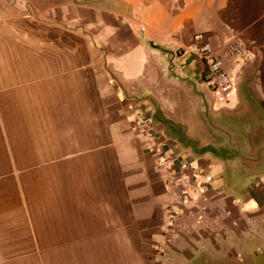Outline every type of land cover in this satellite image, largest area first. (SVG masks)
<instances>
[{
    "label": "crops",
    "instance_id": "obj_1",
    "mask_svg": "<svg viewBox=\"0 0 264 264\" xmlns=\"http://www.w3.org/2000/svg\"><path fill=\"white\" fill-rule=\"evenodd\" d=\"M263 170L264 0H0V264H262Z\"/></svg>",
    "mask_w": 264,
    "mask_h": 264
},
{
    "label": "built area",
    "instance_id": "obj_2",
    "mask_svg": "<svg viewBox=\"0 0 264 264\" xmlns=\"http://www.w3.org/2000/svg\"><path fill=\"white\" fill-rule=\"evenodd\" d=\"M188 49L203 61L204 81L213 96L216 106H223L235 94L236 83L231 68L225 66L222 50L213 47L210 43H201L199 39L191 44ZM225 52L229 55L231 63H236L239 56L244 53V46L240 40L234 39L225 45ZM139 121L144 127L148 123L143 116L139 117ZM171 221L176 222L178 225L181 222V216L174 213ZM170 222L168 224L169 228L177 227V225Z\"/></svg>",
    "mask_w": 264,
    "mask_h": 264
},
{
    "label": "rangeland",
    "instance_id": "obj_3",
    "mask_svg": "<svg viewBox=\"0 0 264 264\" xmlns=\"http://www.w3.org/2000/svg\"><path fill=\"white\" fill-rule=\"evenodd\" d=\"M214 101V99H213ZM214 105L216 106L215 102ZM9 128V127H8ZM255 250H244V249H235L231 252L230 262L228 264H258L255 261ZM262 264H264V252H262ZM221 264V263H218Z\"/></svg>",
    "mask_w": 264,
    "mask_h": 264
},
{
    "label": "water",
    "instance_id": "obj_4",
    "mask_svg": "<svg viewBox=\"0 0 264 264\" xmlns=\"http://www.w3.org/2000/svg\"><path fill=\"white\" fill-rule=\"evenodd\" d=\"M169 69L172 71L175 77L180 78V76L177 74V71H176L177 66H176V53L175 52H171V54L169 55ZM193 84H194V87L196 88L197 85L195 83ZM201 97L203 100V115H204V118L209 122L211 121L210 115H209V104L202 93H201ZM260 173L264 174V170Z\"/></svg>",
    "mask_w": 264,
    "mask_h": 264
}]
</instances>
